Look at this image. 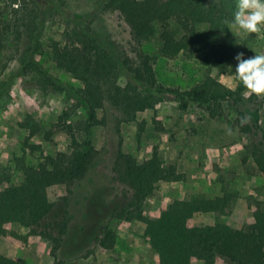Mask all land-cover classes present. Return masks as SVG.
Wrapping results in <instances>:
<instances>
[{
	"label": "rangeland",
	"instance_id": "rangeland-1",
	"mask_svg": "<svg viewBox=\"0 0 264 264\" xmlns=\"http://www.w3.org/2000/svg\"><path fill=\"white\" fill-rule=\"evenodd\" d=\"M58 1L62 12L47 20L39 58L53 84L37 76L20 74L9 42L0 49V176L16 185L24 179L18 160L37 166L59 151L69 152L73 146L70 133L79 142L86 136V110L77 95L82 82L58 68L50 51V43L61 39L66 23L89 24L98 37H106L116 47L134 55L129 27L118 11L104 10L102 0ZM170 26L177 36L182 34L173 20ZM156 28L142 49L152 57L158 82L170 88L187 90L210 73L223 86L236 89L243 84L234 77L235 55L242 51L248 58L264 53V33L243 34L230 24L225 32L209 33V46L201 50L189 48L168 58L159 53L161 41ZM205 30L206 23H196L189 31ZM217 44L232 49L222 72L209 66L206 60L209 47ZM246 92L243 85L235 105L227 104L224 114L217 118H209L193 102L183 109L173 95H167L155 108L124 119L105 96L103 107L97 110V117L103 122L92 131L98 155L87 174L70 186L67 201L60 202L51 216L64 211L69 215L58 257L67 264H150L154 257L158 261L156 252L142 237L144 223L110 218L111 209L122 203L125 194L124 186L113 179L111 171L119 144L123 152L139 162L156 153L183 175L181 180L156 184L153 194L144 202L146 214L176 199L227 195L229 206L222 214L197 212L193 215L194 224H213L219 220L232 228H241L250 223L254 202L259 201L264 207V171L255 160V155L264 151V96L245 95ZM26 114L39 119L41 126L40 133L28 139L27 130L18 124ZM243 117L249 120L241 125ZM228 129L232 130L231 135ZM105 224L116 234L111 249L95 245L99 229ZM7 227L20 235L7 237L13 243L12 259L19 264H52L48 241L28 236L27 230L18 224ZM195 261L192 264L201 262Z\"/></svg>",
	"mask_w": 264,
	"mask_h": 264
},
{
	"label": "trees",
	"instance_id": "trees-1",
	"mask_svg": "<svg viewBox=\"0 0 264 264\" xmlns=\"http://www.w3.org/2000/svg\"><path fill=\"white\" fill-rule=\"evenodd\" d=\"M104 10L118 11L129 27L134 55L118 48L108 38L98 37L91 25L77 21L66 23L61 39L50 43L55 65L82 82L77 95L84 104L85 139L77 141L70 133L73 146L69 152H57L37 166L18 160L24 174L20 184L9 183L0 176V237H20L7 225L24 227L27 235L49 242L52 264H67L58 257L62 238L67 230V211L52 218L54 208L68 199L70 186L82 179L98 155L93 142V127L102 124L97 110L104 105L105 96L120 110L124 119L132 118L144 109L155 108L167 95H173L186 108L189 102L200 106L209 118L224 114L227 104L237 102L243 85L230 89L210 73L187 90L170 88L158 82L151 62L142 45L159 28V53L175 57L189 48L201 50L209 46V33L225 32L235 10L234 0H102ZM62 12L58 0H0V49L9 42V50L19 64V73L37 76L47 84L52 78L41 64V36L47 20ZM173 20L182 34L177 36L170 26ZM68 22V20L66 21ZM196 23H206L207 30L189 31ZM232 49L226 44L209 47V66L224 71ZM123 82H120V80ZM19 126L26 129V139L40 133L39 119L26 114ZM70 130V125H67ZM260 155V156H259ZM255 160L264 171V151ZM113 179L125 188L124 200L116 204L110 218L144 223V240L156 252L157 264H264V207L254 202L250 223L232 228L216 220L213 224L195 225L197 212L222 214L229 206L227 195L213 198L176 199L163 204L151 214L144 210L145 200L153 194L159 181H178L183 175L176 166L166 163L153 153L139 162L123 152L119 144L112 163ZM55 190V196L52 192ZM116 243L115 232L102 225L95 245L111 249ZM0 264H19L0 254Z\"/></svg>",
	"mask_w": 264,
	"mask_h": 264
},
{
	"label": "clouds",
	"instance_id": "clouds-1",
	"mask_svg": "<svg viewBox=\"0 0 264 264\" xmlns=\"http://www.w3.org/2000/svg\"><path fill=\"white\" fill-rule=\"evenodd\" d=\"M230 24L243 34L264 33V0H236ZM234 59V77L247 89L245 95L264 96V53L245 58V53L241 51ZM248 120L249 117L241 118V125L246 124ZM227 132L232 134L231 129Z\"/></svg>",
	"mask_w": 264,
	"mask_h": 264
},
{
	"label": "crops",
	"instance_id": "crops-1",
	"mask_svg": "<svg viewBox=\"0 0 264 264\" xmlns=\"http://www.w3.org/2000/svg\"><path fill=\"white\" fill-rule=\"evenodd\" d=\"M143 231H144V226L142 225L141 234L143 233ZM12 245H13V243H12V241L9 238L0 237V254L4 255L6 257H9V258H14L13 255L11 254V252H10V249H11ZM156 261L157 260L154 257L153 261H151L150 264H156ZM195 262H200V261L197 260ZM196 264H198V263H196ZM199 264H203V262L201 261Z\"/></svg>",
	"mask_w": 264,
	"mask_h": 264
}]
</instances>
